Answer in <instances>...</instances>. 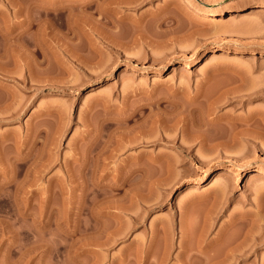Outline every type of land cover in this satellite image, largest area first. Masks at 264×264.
Here are the masks:
<instances>
[{"label": "rangeland", "instance_id": "obj_1", "mask_svg": "<svg viewBox=\"0 0 264 264\" xmlns=\"http://www.w3.org/2000/svg\"><path fill=\"white\" fill-rule=\"evenodd\" d=\"M259 8L0 0V264H264Z\"/></svg>", "mask_w": 264, "mask_h": 264}, {"label": "bare ground", "instance_id": "obj_2", "mask_svg": "<svg viewBox=\"0 0 264 264\" xmlns=\"http://www.w3.org/2000/svg\"><path fill=\"white\" fill-rule=\"evenodd\" d=\"M99 9V8H98ZM101 10H102V7H101ZM264 16V10H260V8L256 11V13L257 14H260V13ZM256 14V15H257ZM261 15V16H262ZM163 67H166V65H164ZM243 78V77H242ZM240 79H241V75H240ZM243 80V79H242ZM250 117H251V115H250ZM245 123V122H244ZM247 126H248V124H247ZM247 128V127H246ZM249 129V128H248ZM241 130V129H240ZM245 131H246V129H245ZM245 131L243 132V133H245ZM237 132V131H236ZM241 132V131H240ZM242 132H241V134H243ZM234 135V134H233ZM232 135V136H233ZM235 136V135H234ZM233 136V137H234ZM236 138V137H235ZM239 138V137H238ZM233 139V138H232ZM236 140V139H235ZM242 140V139H241ZM230 141V140H229ZM231 142V141H230ZM233 142V141H232ZM231 142V143H232ZM229 143V142H228ZM236 143H237V141H236ZM236 143H234V144H236ZM238 143H239V141H238ZM241 144V143H240ZM228 145V144H227ZM230 145V144H229ZM233 145V144H232ZM235 146V145H234ZM238 146V145H237ZM85 160V159H84ZM88 160V159H87ZM86 160V161H87ZM153 160V159H152ZM86 163V162H85ZM223 171V170H222ZM234 174L235 173H233V170H228V171H224V172H221L220 174H219V176L218 177H221V180L222 179H224V181H230V180H232L233 179V177H234ZM258 175V174H257ZM257 175H256V177H257ZM155 176V175H154ZM262 177V180L260 179ZM232 178V179H231ZM257 178H259L261 181H264V174L263 175H261L260 177H257ZM155 179V178H154ZM11 181V180H10ZM12 182V181H11ZM223 182V181H222ZM125 185V184H124ZM114 187V186H113ZM123 188V187H122ZM128 189H130V188H128ZM131 191V190H130ZM134 191V190H133ZM136 192V191H135ZM241 243V242H240ZM239 243V244H240ZM243 244V243H242ZM238 245V244H237ZM245 246V245H244ZM240 247V246H239ZM204 248V247H203ZM202 248V249H203ZM231 248V247H230ZM234 248V247H233ZM233 248H232V250H233ZM236 248V247H235ZM234 248V249H235ZM239 249V248H238ZM241 249V248H240ZM205 250V249H204ZM203 250V251H204ZM235 250H237V248L235 249ZM247 250H248V248H247ZM238 251V250H237ZM242 251V250H241ZM246 251V250H245ZM244 251H242V252H236V253H234L233 251L231 252V255H229L228 254V256H229V258H227L229 261H227V263H229V264H231L230 262H234V261H237V260H242V253H243ZM247 252V251H246ZM228 253V252H227ZM230 253V252H229ZM202 255V254H201ZM199 256V255H198ZM227 256V255H226ZM215 262V261H214ZM241 262V261H240ZM243 262V261H242ZM210 262H208V264H209ZM216 263H218V261L216 262ZM212 264V263H211ZM220 264V263H219ZM222 264H223V262H222Z\"/></svg>", "mask_w": 264, "mask_h": 264}]
</instances>
